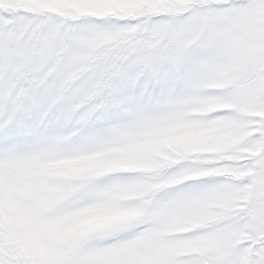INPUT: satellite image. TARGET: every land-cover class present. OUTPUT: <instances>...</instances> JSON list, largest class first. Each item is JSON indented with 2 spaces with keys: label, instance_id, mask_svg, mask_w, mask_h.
Here are the masks:
<instances>
[{
  "label": "snow or ice",
  "instance_id": "obj_1",
  "mask_svg": "<svg viewBox=\"0 0 264 264\" xmlns=\"http://www.w3.org/2000/svg\"><path fill=\"white\" fill-rule=\"evenodd\" d=\"M0 264H264V0H0Z\"/></svg>",
  "mask_w": 264,
  "mask_h": 264
}]
</instances>
